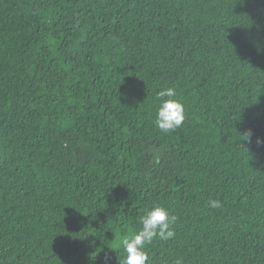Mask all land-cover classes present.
I'll use <instances>...</instances> for the list:
<instances>
[{"label":"trees","instance_id":"16d2710c","mask_svg":"<svg viewBox=\"0 0 264 264\" xmlns=\"http://www.w3.org/2000/svg\"><path fill=\"white\" fill-rule=\"evenodd\" d=\"M155 205L150 264H264V0H0V264H119Z\"/></svg>","mask_w":264,"mask_h":264},{"label":"clouds","instance_id":"9594fccd","mask_svg":"<svg viewBox=\"0 0 264 264\" xmlns=\"http://www.w3.org/2000/svg\"><path fill=\"white\" fill-rule=\"evenodd\" d=\"M160 101L155 116V125L163 133L174 131L181 127L186 119V110L183 102L178 98L174 87H167L157 94ZM247 139H251V133H246ZM209 206L216 208L220 206L218 200H210ZM177 216L162 205H155L151 210L141 217L142 228L122 241V247L126 255L119 264H150V256L147 245L151 244L154 238L167 241L175 237L173 225Z\"/></svg>","mask_w":264,"mask_h":264}]
</instances>
